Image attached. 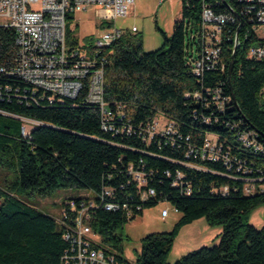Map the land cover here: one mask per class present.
<instances>
[{
    "label": "trees",
    "instance_id": "1",
    "mask_svg": "<svg viewBox=\"0 0 264 264\" xmlns=\"http://www.w3.org/2000/svg\"><path fill=\"white\" fill-rule=\"evenodd\" d=\"M255 2L182 0L181 19L174 22L171 36L161 31L159 48L145 51L141 37L131 34L106 47L105 97L112 108L123 106L122 117L108 122L115 130L103 128L99 108L85 101L86 87L76 98L51 102L49 94L26 81L0 74V110L11 114L0 113V166L15 173L0 187V264H63L69 243L56 217L24 199L47 197L62 188H112L116 199L133 210L143 206L138 216L162 201L181 213L173 230L147 234L136 260L130 261L123 253L122 230L137 216L129 218L123 209H97L90 224L103 244L117 250L122 264H170L179 230L201 217L223 226L219 243L192 250L172 264H264V225L249 222L252 209L264 204V59L248 56L250 46L260 41L253 29L258 21L250 19L258 6L245 13ZM204 5L232 18L223 26L221 62L197 76L191 62L199 47ZM15 38L14 28L0 26V67L14 63ZM94 39L87 37L85 44L92 48ZM67 44L79 46L69 28ZM217 87L229 97L223 111L192 95ZM158 112L175 122L178 134L145 139L140 126ZM22 117L39 122L27 135ZM127 124L130 134L122 132ZM243 131L255 134L258 149L238 140ZM207 134L224 143L231 168L222 160L189 153L203 145ZM130 165L144 171L146 188H153L155 196L140 200ZM248 183L257 191L247 194Z\"/></svg>",
    "mask_w": 264,
    "mask_h": 264
},
{
    "label": "built area",
    "instance_id": "2",
    "mask_svg": "<svg viewBox=\"0 0 264 264\" xmlns=\"http://www.w3.org/2000/svg\"><path fill=\"white\" fill-rule=\"evenodd\" d=\"M164 1V0H160ZM252 4L246 8L245 13L255 12L251 20L257 19L258 23L253 27L260 41L249 48V57L264 59V0H246ZM256 3V2H255ZM135 0H0V26L14 28L16 31V53L14 63L9 67H0V74L18 77L44 94H49V99L76 98L86 87L85 101L96 105L103 119L105 130H115L109 121L122 117L123 106L116 104L115 109L108 103L105 97V61L103 50L122 37L120 29L105 32L96 37L92 42V48L85 43H79L78 47L70 48L67 44V20L68 15L85 12L91 6L98 5L109 12L105 19L125 17L130 14ZM232 18L228 14H218L207 6H203L202 24L199 32V47L196 56L192 58V70L197 76L204 75L206 70L215 68L221 62V41L223 26ZM133 32L139 29L132 27ZM236 45L239 41L236 38ZM211 95V99L204 96ZM191 94L187 93L189 97ZM195 99L206 100V105L212 102L215 107L223 111L229 97L225 96L220 87L205 88L204 91H196ZM0 113L8 114L0 110ZM163 126L161 128V119ZM29 120L35 125L39 122ZM140 134L145 139L151 140L156 135L170 137L178 134L175 122L158 112L145 127L140 126ZM132 126L127 124L122 132L130 134ZM24 134L28 132L24 126ZM117 132V131H116ZM215 140H213V138ZM238 140L245 146H253L258 149L253 132H239ZM224 143L216 134H207L204 143L199 148H190V154L197 153L202 159L213 161L222 160L231 168L232 158L229 153L223 151ZM129 175L136 184L138 197L146 201L155 196L153 188H146L147 177L143 170L136 169L133 165L128 168ZM223 192L228 187L222 188ZM256 186L248 183L245 192H256ZM142 205H137L136 211L127 202L122 203L116 199L112 188H104L101 191L86 190L83 196L67 197L63 201L62 209L56 221L59 223L63 238L69 243V247L62 256L63 264H122L117 258V250L105 245L99 233L95 232L90 224L97 209L117 211L123 209L129 218L138 216ZM169 209L162 210V216L166 217Z\"/></svg>",
    "mask_w": 264,
    "mask_h": 264
},
{
    "label": "rangeland",
    "instance_id": "3",
    "mask_svg": "<svg viewBox=\"0 0 264 264\" xmlns=\"http://www.w3.org/2000/svg\"><path fill=\"white\" fill-rule=\"evenodd\" d=\"M181 9L182 0H135L128 16L105 19L104 17H107L109 12L101 6L93 5L85 12L72 14L71 18L67 20V25L72 38L82 44L89 36L96 38L105 32L120 29L123 34L141 37L144 50L151 51L162 45L161 31L165 32L167 36H171L174 22L181 19ZM134 26L139 29L138 32L132 31ZM260 35L264 36L263 30ZM163 121L162 118L161 128L164 124ZM24 124L27 132L34 129L33 122L25 120ZM14 177L13 170L0 166V187H5L6 182ZM85 192L84 189L62 188L47 197L28 195L24 199L44 213L59 217L63 201L67 197L83 196ZM165 208L169 209V216L163 217L162 210ZM180 217L181 213L167 201L159 202L157 205L145 209L143 215L124 225L122 230L124 256L130 261H135L141 251L142 239L147 234L173 230ZM249 222L257 228L264 225V204H259L252 209ZM222 231V225H210L205 217L183 225L175 238L168 262L175 263L188 252L202 246L216 245L220 241Z\"/></svg>",
    "mask_w": 264,
    "mask_h": 264
},
{
    "label": "water",
    "instance_id": "4",
    "mask_svg": "<svg viewBox=\"0 0 264 264\" xmlns=\"http://www.w3.org/2000/svg\"><path fill=\"white\" fill-rule=\"evenodd\" d=\"M236 50V49H235ZM234 57H235V52H234V54H233V59H234ZM233 64H234V61L232 60V62H231V64H230V75H231V71H232V68H233Z\"/></svg>",
    "mask_w": 264,
    "mask_h": 264
},
{
    "label": "crops",
    "instance_id": "5",
    "mask_svg": "<svg viewBox=\"0 0 264 264\" xmlns=\"http://www.w3.org/2000/svg\"><path fill=\"white\" fill-rule=\"evenodd\" d=\"M145 211V210H144ZM144 213V212H143ZM167 216H169V214L167 215Z\"/></svg>",
    "mask_w": 264,
    "mask_h": 264
}]
</instances>
